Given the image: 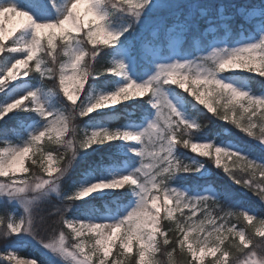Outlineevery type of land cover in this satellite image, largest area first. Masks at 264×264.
<instances>
[{"label": "snow or ice", "instance_id": "6c2138e0", "mask_svg": "<svg viewBox=\"0 0 264 264\" xmlns=\"http://www.w3.org/2000/svg\"><path fill=\"white\" fill-rule=\"evenodd\" d=\"M81 3L87 5L83 16ZM61 7L49 18L51 8ZM109 8L126 14L127 23L109 27ZM13 16L21 18L18 26L6 29ZM237 18L242 37L234 31ZM137 29L140 34L131 38ZM10 52L20 55L9 61ZM130 66H139L147 78L132 79ZM242 73L264 78V0H28L25 7L0 0V120L34 112L43 121L21 143L0 146V205L22 209L18 216L0 215V234L37 239L44 222L36 220L34 209L56 199L60 204L51 214L58 217V235L37 242L64 264H176L177 255L186 264H205L207 256L208 264H264V217L234 210L228 186L198 183L215 166L264 201V157L239 143L204 137L205 125L194 116L202 115L208 125L224 122L264 150V92L239 83ZM102 76L124 82L105 90L112 83L105 80L96 88ZM46 92L62 95L64 102L49 108ZM129 100L150 106L139 125L76 127L77 120ZM114 140L128 146L137 167L116 171L117 151L72 178L84 150ZM186 149L196 155H186ZM32 167L39 173H31ZM97 169L110 170V178H97ZM191 176L197 179L189 184ZM118 190L134 202L114 219L70 214L75 201ZM5 258L8 264H37L15 250L0 262Z\"/></svg>", "mask_w": 264, "mask_h": 264}, {"label": "trees", "instance_id": "16d2710c", "mask_svg": "<svg viewBox=\"0 0 264 264\" xmlns=\"http://www.w3.org/2000/svg\"><path fill=\"white\" fill-rule=\"evenodd\" d=\"M238 2L245 3V2H249V0H238ZM250 2L259 3L260 0H250ZM109 11L111 13V18L123 17L124 19L127 20L126 14L116 11L111 8H109ZM235 28H238V27H235ZM18 55H20V53H16V52L7 53V59L10 61L11 59L15 58ZM97 67H100V65H98ZM117 79L118 78L116 77L102 76V77L97 78L96 86L101 87V84L103 83V81L110 80L112 81V83L108 85L107 90H111L112 88L115 87V84L117 83ZM245 79L247 80L248 84L251 85L254 91L264 90V78H260L259 75L246 74ZM35 83L36 82H33L32 85H34ZM49 86H51V84H49ZM174 87L178 88V86H174ZM178 90L183 91L179 88ZM145 95H147V93ZM3 97H4V93H0V102L3 100ZM55 100H56L57 106H59L61 102H64L62 95H58L57 93H56ZM137 105H140V104H138L135 100L126 101L123 104H118L114 109L93 112L91 114V118L85 117L83 122H81L80 120H77L76 127L78 129H83L85 126L89 125V122L106 124L112 128L117 127V125H120V124L125 125L127 124V122L129 123L131 121L140 122L143 120V117H144V108L150 107V106L143 105L142 108H139V107H135ZM36 116L37 115L34 112L32 113H28V112L10 113L7 117H5L4 120H0V136L11 133L10 131L15 128L18 129V131L23 130L24 125L27 122L36 118ZM194 116L195 118L199 119L202 124L205 125V128L201 130L202 135L204 137L215 136L216 139H218L217 137H221L222 139H228V140L230 139L234 143H239L242 146H246L251 151V153L254 154L255 156L264 157V150H261V148L255 142H252L250 138H247L245 134L239 133L238 130L232 128L231 126L225 125L224 122L216 121L214 124L208 125L207 121L204 119L202 115L194 114ZM108 145H111L110 142L107 144H104V146L101 145L100 147H95V145H93L92 148L84 150L81 153V155L78 156L76 159L75 165L72 169V178L79 179L82 170L86 169L89 164L95 161H99L102 157L106 158L108 155H111L112 153L107 150V147H109ZM48 147L54 148L55 146L52 144H49ZM184 153L186 155H196L195 153H192L190 149L184 150ZM54 157L57 163L56 166H58V164L61 162L57 160L55 154H54ZM121 159L122 157L119 156L117 160L118 163L121 161ZM30 171L33 174L39 173L38 167H32ZM97 171H101V169H97ZM211 171H212V174L210 176L206 178H200L201 180L198 181V183L202 187H206L209 184L217 188H219L222 185H226L230 188L231 192L233 193V201L235 202L236 207H239L241 205H246L250 207L251 209L255 210L257 212V215H259L260 217L264 216V201H262L259 197H257L254 192L249 191L246 188H243L241 186L234 185L228 179V177L226 176V174L223 172L222 169L216 170L215 166H213ZM53 175H55V173ZM196 179L197 177H195V179L193 180H196ZM193 180H191L189 184H191ZM70 183H71V180L64 182L65 191L70 190L71 188ZM122 191L123 190H118L114 192L113 195L107 196V197L101 198L99 196H96V197H91L89 199H85L82 201L77 200L75 201L73 210L70 214L72 215L74 211L77 212L78 210H83L84 214L94 213L95 211L98 212L101 210L114 211L117 209L116 211H120L122 206L128 203L129 200L132 198L130 193H129V196L127 197L121 195ZM51 195L55 197L54 193H52ZM59 204H60L59 200L49 199V200L40 202L39 206L34 209L33 214L36 220L40 221L41 218H43V222H44L43 227L40 229V236L37 237V239H33L30 235H27V234L25 235L21 234L15 239H13L11 235L3 236L2 234H0V250H3L8 245L19 244L20 247L17 249V253L19 255L34 256L42 264H52L46 258L44 252L41 250L42 246L37 241L40 238H43L45 241H47L49 239H52L54 236L58 235V229L60 227V225L57 223L58 217H56L55 215H52L51 213H54L55 207H58ZM11 207L14 208L15 206L11 205ZM113 207H115V209H113ZM1 208L5 210L4 212L7 211V213H10V208L5 209L4 206L2 205H1ZM241 223H246V222L241 221ZM54 229L56 231H54ZM2 232H3V228L0 227V233ZM155 258L158 259L159 257L156 256ZM175 260H176V264H186V258L184 256L177 255L175 257ZM208 261L206 264H208Z\"/></svg>", "mask_w": 264, "mask_h": 264}, {"label": "rangeland", "instance_id": "374dc122", "mask_svg": "<svg viewBox=\"0 0 264 264\" xmlns=\"http://www.w3.org/2000/svg\"><path fill=\"white\" fill-rule=\"evenodd\" d=\"M15 3H17L21 7L27 6V3H23L20 0H15ZM64 3H65V0H60V4L61 5H63ZM78 8H79V11H80L81 15L83 16L84 15V12H85V9L87 8V5L84 4V3H81L80 5H78ZM52 9H54V11H52V12H54V15L49 16V18L55 19L56 16H57V14H58V11H61L62 10V7L59 8V9L58 8H52ZM20 19H21L20 17L13 16L10 20H8L5 23V28L6 29L16 28L18 26L19 22H20ZM108 23H109V27L118 29L121 26L125 25L127 23V20L124 19L123 17L111 18V15H110L109 18H108ZM139 34H140V30L137 29L136 34H134L131 38H135V36H137ZM152 35H155V33H153ZM240 35L242 37L244 35V33L242 32ZM125 36H129V34L126 33ZM9 39H11V37ZM121 39H124V37H122ZM128 74H129V76H131L132 79H135L137 81H142L143 79H146L147 78V74L142 73V71L139 68V66L136 67L135 69H133L130 66L129 67V73ZM242 74H239L238 77H237V80H238L239 83H244L245 82V79H244V77H243ZM123 82H124L123 80H119L118 79V83H121L122 84ZM28 86H32V85H28ZM26 87L27 86H22V88L19 91H21V92L25 91L26 90ZM70 87H72V86L70 85ZM96 88H100V87H97L96 86ZM105 90H107V89H105ZM95 91H96V89L94 88L93 89V93H95ZM175 91L176 92H179L178 88ZM260 92H264V90L259 91L257 93H260ZM55 97H56V93L55 92H52V93H47L46 92V93H44V99L47 100L49 108L57 107ZM13 98H14V96L9 97V99H13ZM169 98L170 99L173 98V93L171 91H169ZM129 101H133V100H129ZM1 102H4V100L1 101ZM173 102L175 103V100L174 99H173ZM116 106L117 105H115L112 108H104V109H100L98 111L114 109ZM37 122L43 123V121L40 120V117L39 116H38L37 119H34L31 122H29L26 125L24 131H18L14 135H3V136H0V146H3V142H6V141L7 142H15L17 144L21 143L24 139L27 138L29 131H31L35 127L39 126V124ZM141 122L142 121H140V122H134V123H128L125 126L132 125V124L139 125ZM88 127H92V128H102V127H109V126L106 125V124H102V123H93V124H91ZM109 128H111V127H109ZM111 142H113V149H114V151L115 152L118 151L119 152V155L136 157L132 152L129 151L128 146L125 145V143L122 140H114V141H111ZM220 142H223V143H233L231 141H220ZM101 145L104 146V144H97V145H95V147H100ZM29 155L31 156V153ZM254 157L259 158L258 156H254ZM135 160H137V159L136 158H129V159L124 160L122 164L117 165L116 171H118V172H127L131 168L137 167L138 166V163L136 165H131L130 164L131 161H135ZM224 162L227 163L228 166H232V162L231 161H224ZM53 164H54V166L57 165L56 159H55L54 156H53ZM26 165H27V162H26ZM205 167H207V166H205ZM95 176L97 178L108 179L111 176V171L110 170L101 169V171H96ZM96 196H99L98 193H93L91 196H89V197H87L85 199H89L91 197H96ZM85 199H83V200H85ZM131 201L134 202V198H131ZM12 206H15V207L14 208H10V213L9 214L17 215L18 216V215H20L22 213V209L19 208L15 203L12 204ZM125 206L130 207L131 206L130 201L127 204H124L122 206V208H121L120 211H107V212L101 213V214L87 213V214H84V215H81V216L79 214H76L74 216L77 217V218H80V219H85L88 216H92L93 218H97V219H114L116 215L121 214V211H122V209L125 208ZM246 209H249V208L242 207V209L236 210V211H243V210H246ZM4 211L5 210H3L1 208V205H0V215H4L5 214ZM251 213L256 215V213L254 212V210H251ZM82 216H83V218H81ZM254 222L258 226V222L255 221V220H254ZM18 246H19L18 244H15V245H10L8 247H5L4 248L5 250H4L3 253H5L6 251H10V250H15L16 251V249L18 248ZM41 250L44 252V254H45L46 258L48 259V261L51 262L52 264H64V262H62L60 260H53L52 256L45 249L41 248ZM133 251H134V249H133ZM19 256H21V255H19ZM26 257H30V258H33V259H37L34 256H26ZM209 259H212V257H210V256L205 257V264L207 263V261ZM37 263L39 264L38 259H37Z\"/></svg>", "mask_w": 264, "mask_h": 264}, {"label": "bare ground", "instance_id": "6f19581e", "mask_svg": "<svg viewBox=\"0 0 264 264\" xmlns=\"http://www.w3.org/2000/svg\"><path fill=\"white\" fill-rule=\"evenodd\" d=\"M236 20H238V19H236ZM238 22H240V23H237V27H239L240 28V26H241V24H242V22L241 21H238ZM237 32H239V29H237ZM189 40H191V38H189ZM246 74H248V73H243L242 75H243V77L245 78V75ZM255 75H258V74H255ZM245 82L248 84V82H247V80L245 79ZM263 83V82H262ZM250 87H251V85L250 84H248ZM263 85V84H262ZM252 88V87H251ZM256 92H259V91H256ZM135 107H139V108H142L143 107V105H137V106H135ZM135 107H133V108H135ZM128 109V108H127ZM131 109V108H130ZM128 123V122H127ZM91 124H93V123H91V122H89V125L88 126H90ZM125 125H127V124H125ZM125 125H123V124H120V125H117V127H114V128H122V127H124ZM112 128V127H111ZM11 133H8V134H6V135H14L15 133H17L18 132V129H12L11 131H10ZM218 139V141H231V142H233L232 140H228V139H222L221 137H217ZM234 143V142H233ZM110 144L111 145H108L109 147H107V150L108 151H110L112 154L113 153H115V151H114V149H113V142H110ZM252 154V153H251ZM252 155H254V154H252ZM119 156L120 157H122V159H121V161L117 164V165H120V164H122L123 163V161L124 160H126V159H129V158H136L137 159V157H131V156H122V155H118L116 158H117V160H118V158H119ZM255 156V155H254ZM138 162H137V160H135V161H131V165H136ZM207 166V165H206ZM208 167V166H207ZM229 167H231V166H229ZM195 177L196 176H191V177H189V179H188V181H187V183H190V181L191 180H193V179H195ZM181 183H183V182H181ZM242 207H245V208H249V209H251L250 207H248V206H246V205H241V206H239V207H236L234 210H240V209H242ZM113 209H115V207H113ZM117 210V209H116ZM116 210H114V211H116ZM251 210H253V209H251ZM107 210H101V211H95L94 212V214H101V213H105ZM254 212L256 213V215H257V212L254 210ZM76 214H79L80 216L81 215H84V211L83 210H78L77 212H73V216L74 215H76ZM87 214V213H86ZM257 216H259V215H257ZM260 217V216H259ZM262 217H264V216H262ZM81 218H83V216L81 217ZM254 222V221H253ZM255 223V222H254ZM12 245H15V244H12ZM19 245V244H18ZM8 246H10V245H8ZM8 246H6V247H8ZM20 246H18V248H19ZM17 248V249H18ZM17 249H16V251H17ZM4 250L5 249H3V250H0V253L1 254H4L3 252H4ZM18 254V253H17ZM23 259H26V260H29V261H31V260H33V258H30V257H25V256H21ZM38 264V263H37Z\"/></svg>", "mask_w": 264, "mask_h": 264}, {"label": "water", "instance_id": "95a60500", "mask_svg": "<svg viewBox=\"0 0 264 264\" xmlns=\"http://www.w3.org/2000/svg\"><path fill=\"white\" fill-rule=\"evenodd\" d=\"M0 256H2V254H1V253H0ZM1 263H3V262H1ZM4 264H8V262H7L6 258H5ZM11 264H17V262L13 260V261L11 262Z\"/></svg>", "mask_w": 264, "mask_h": 264}]
</instances>
